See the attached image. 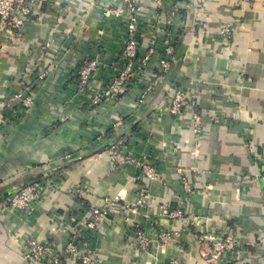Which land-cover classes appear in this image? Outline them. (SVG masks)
Segmentation results:
<instances>
[{"label": "crops", "instance_id": "0c3cea01", "mask_svg": "<svg viewBox=\"0 0 264 264\" xmlns=\"http://www.w3.org/2000/svg\"><path fill=\"white\" fill-rule=\"evenodd\" d=\"M111 5L112 0L35 2L22 37L0 24V191L72 163L36 180L50 179L57 187L45 190L30 215L3 208L12 193L0 201V264H33L25 254L29 238L53 243L63 264H80L64 254L79 203L98 205L103 196L133 201L139 187L148 189L144 208L133 215L119 208L112 225L101 224L91 237L96 264H264V186L245 177L258 172L264 158V0H165V8L179 10L169 26L179 38L166 82L140 105L138 94L151 73L146 67L119 97L94 109L91 96L77 95L67 81L72 60L97 54L102 70L93 78L94 90L116 74L124 19L105 16ZM141 5L139 56L156 35L153 1ZM59 19L61 33L53 28ZM223 25L231 28L228 41L219 34ZM152 61L157 64L158 56ZM173 84L193 86L197 93L195 105L179 117L167 109ZM27 87L35 90L33 107L19 116L5 111L6 98ZM111 143L120 159L134 161L113 166ZM145 157L157 178L142 174ZM177 208L183 218L169 219L167 212ZM128 218L153 241L150 250L139 249ZM161 228L176 232L166 245L154 242ZM206 231H232L238 250L212 262L210 246L198 240Z\"/></svg>", "mask_w": 264, "mask_h": 264}, {"label": "built area", "instance_id": "2783aa9c", "mask_svg": "<svg viewBox=\"0 0 264 264\" xmlns=\"http://www.w3.org/2000/svg\"><path fill=\"white\" fill-rule=\"evenodd\" d=\"M152 1L154 7L152 27L155 29L156 35L150 36L145 52L141 56L138 54L141 0H112V5L107 11L105 10V16L109 15L124 19V41L120 53H117V62L120 66L108 83L105 82L101 86L100 91L94 90L92 83L93 78L100 74L102 70L100 55L97 54L85 59H74L71 61L72 73L69 81H67L68 88L75 91L79 96L82 94L91 96V99H88L90 107L96 109L104 102L114 101L119 97L124 84L139 79L146 67H151L149 68L151 73L144 89L138 94V103L140 105L144 106L145 99L153 95L159 84L166 82L174 61L175 50L177 49L176 42L179 38L178 34L172 33L169 26L179 16V10L175 6H166L165 8V0ZM186 1L177 0L180 3ZM35 2L42 4L44 0H0V24L2 27L15 33L18 37H22L26 32V28L33 21ZM162 19L165 20L164 26H160ZM61 23L60 19L55 21L53 28L57 33H61L63 28H65ZM66 34L68 35L69 33L66 32ZM219 34L228 41L232 36L230 26L223 25L219 30ZM160 41L162 46H159L158 42ZM26 55L25 52L22 53L24 60L27 59ZM156 56H158V63L147 66L149 60ZM23 59L20 60L23 61ZM46 76L47 71H44L39 75V78L45 79ZM192 88L193 86L183 87L177 84L171 86L167 105L168 112L171 115L183 116L188 113L192 105H195L197 93ZM28 90L29 88L27 87L21 92L8 96L5 100V111L16 116L27 113L33 107V98ZM158 112H160V109L155 110V113ZM195 121L197 123L195 132L200 133V122L197 117ZM118 124L120 122H116L114 126L116 127ZM103 137H99L101 142ZM108 147L107 151L112 158L113 166L115 164L126 165L134 161L131 157L120 159L114 143H111ZM147 158L143 159L142 174L149 179H155L157 178V172L154 168V163ZM258 165V172L248 174L245 177L254 176L264 186V158L259 159ZM179 172L183 175L181 170ZM183 181L185 189L188 190L185 178H183ZM56 187L55 182L50 179L29 183L27 186L13 192L10 198L3 202V208L9 211H24L27 215H30L34 210L33 205L41 200L45 190L47 188L55 189ZM77 191L79 194L84 193V187L79 186ZM147 191L146 187L137 188L136 197L133 201L120 202L121 199L117 196H103L98 205L85 207L84 203H79L76 213L71 218V230L70 228L68 230L69 234L64 254L80 264H96V252L90 243V239L96 234L97 228L101 224L112 225L113 217L119 208L126 210L131 215L138 214L146 205ZM183 216V209L180 208L167 212V217L172 220L183 218ZM126 221L134 229L139 249L141 251L150 250L153 241L146 235L144 230H141V227L133 223L131 219L128 218ZM62 229L67 232L66 226L63 225ZM175 233L171 229L161 228L156 233L154 242L158 245H166L174 238ZM198 240L210 246V260L212 262H218L224 255L238 250L237 235L232 231L223 234L206 231L199 236ZM25 254L27 260L33 264H63V258L55 251L53 243L49 241L40 242L35 238H29L25 243Z\"/></svg>", "mask_w": 264, "mask_h": 264}, {"label": "water", "instance_id": "95a60500", "mask_svg": "<svg viewBox=\"0 0 264 264\" xmlns=\"http://www.w3.org/2000/svg\"><path fill=\"white\" fill-rule=\"evenodd\" d=\"M71 60V53L68 54L66 56V58L61 62L60 66L58 67L57 71H56V78H58L60 76V74L62 73L63 69L66 67L67 63ZM109 145V144H108ZM72 163H69V164H66V165H63L62 167H57V168H53V169H50V170H46L44 172H41L35 176H31V177H28L26 179H23V180H20V184H15V182L13 184H11L10 186L4 188L3 190L0 191V201L7 197L8 195H10L11 193L27 186L29 183L31 182H34L42 177H45V176H48V175H51L57 171H60L61 169H64V168H67L71 165Z\"/></svg>", "mask_w": 264, "mask_h": 264}, {"label": "rangeland", "instance_id": "374dc122", "mask_svg": "<svg viewBox=\"0 0 264 264\" xmlns=\"http://www.w3.org/2000/svg\"><path fill=\"white\" fill-rule=\"evenodd\" d=\"M159 43V46L161 45L162 46V42L160 41V42H158ZM146 48V47H145ZM150 64H154V62L152 61V58L149 60V63H148V65L147 66H149ZM29 88V92H30V94H31V97L33 98V105H34V102H35V90L33 89V88H30V87H28ZM32 105V106H33ZM63 170H60V171H58V172H62Z\"/></svg>", "mask_w": 264, "mask_h": 264}]
</instances>
